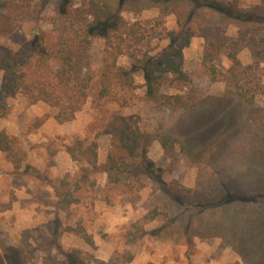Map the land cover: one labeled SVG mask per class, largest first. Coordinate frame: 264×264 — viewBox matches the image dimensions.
<instances>
[{
  "label": "rangeland",
  "instance_id": "rangeland-1",
  "mask_svg": "<svg viewBox=\"0 0 264 264\" xmlns=\"http://www.w3.org/2000/svg\"><path fill=\"white\" fill-rule=\"evenodd\" d=\"M80 2L66 0L71 6ZM106 2L113 15L147 29L139 58L160 55L169 46V32L190 34L182 59L190 83L163 85L160 91L173 95L195 89L201 103L192 109L152 104L144 97L141 64L121 56L118 65L134 79L133 90L119 91L127 105L96 104L93 96L105 49L99 37L86 54L93 75L90 97L73 120L58 122L56 110L44 103L31 104L18 94L4 96L8 114L0 118V132L17 140L25 158L15 169L0 152V264H68L67 254L75 250L85 260L105 262L129 253L133 260L128 264H264V248L258 249L256 242L241 243L225 231V209L231 212L240 203L220 205L226 195L244 197L250 202L241 207L243 212L264 214V32H257L238 54L241 64H253L259 77L252 106L222 78L211 81L202 65L206 37L237 36L226 14L247 12L264 18V0ZM57 3L60 0H34L15 32L0 37L1 46L16 51L35 35H50ZM165 5L169 14L156 27ZM214 64L221 73L230 67L223 56ZM123 117L141 130L166 133L178 144L169 156L152 142L147 152L151 175L112 185L105 173L107 157L116 151ZM94 141L96 163L90 166L87 148ZM84 177L89 182L82 183ZM57 190L71 191L77 202L59 208ZM153 210L157 218L142 222Z\"/></svg>",
  "mask_w": 264,
  "mask_h": 264
},
{
  "label": "trees",
  "instance_id": "trees-1",
  "mask_svg": "<svg viewBox=\"0 0 264 264\" xmlns=\"http://www.w3.org/2000/svg\"><path fill=\"white\" fill-rule=\"evenodd\" d=\"M33 2L34 0H0V37L15 32L18 22L30 14ZM60 2L53 6L50 35H35L16 51L0 44V118L8 114L3 102L4 96L18 94L31 104L44 103L54 108L58 122L73 120L90 97L93 75L87 67L86 54L96 37L102 38L105 45L98 86L93 96L96 104L106 102L121 107L127 105L119 97V91L128 93L133 90L134 79L128 70L118 65L121 56H127L141 64L146 88L144 97L152 104L192 109L201 103L196 99L195 89L187 94L173 95L160 91L163 85L190 83L182 62L183 50L189 45L191 38L186 31L167 33L169 46L157 57L143 55L139 58L140 47L148 36L146 28L137 23L129 24L120 14L113 15L106 0H81L77 6H71L66 0ZM212 8L214 11L224 12L220 8ZM168 14V6L161 7V19L155 21V26L160 27L162 18ZM226 15L236 25L237 36L235 39L218 34L212 38L206 37L202 65L211 81L222 78L241 101L252 106L259 91V77L253 64H241L238 54L257 32H264V18L247 12H229ZM221 56L230 62L225 73L219 72L214 64ZM154 141L169 156L178 144L176 138L166 133L141 130L123 117L116 151L107 157V182L112 185L124 184L132 179L139 180L142 174L150 173L152 165L147 152ZM96 147L94 141L87 148L90 166L96 163ZM0 152L6 154L15 169L20 168L25 158L17 140L4 132H0ZM156 181L165 190V184L158 178ZM85 182H89L86 177L82 180V183ZM78 187V184L75 185L74 191ZM56 196L61 209H67L77 202L71 191L64 193L57 190ZM232 201L239 202L241 207L250 202L244 197L234 199L231 195H226L220 205L223 207ZM241 207L231 212L225 209V218L229 223L228 230L225 231L241 243L254 245L256 242L258 249H263L264 214L253 217L248 212H243ZM199 209L203 211L206 207ZM157 216V211H150L142 218V222H151ZM141 232L144 233L140 228ZM67 258L68 264H128L133 260L129 253L115 254L107 262L93 258L85 260L76 250L67 254Z\"/></svg>",
  "mask_w": 264,
  "mask_h": 264
}]
</instances>
